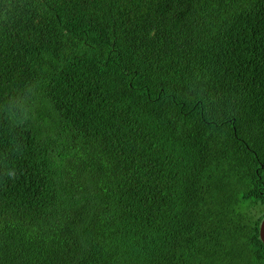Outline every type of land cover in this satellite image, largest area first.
I'll return each mask as SVG.
<instances>
[{"label":"trees","instance_id":"trees-1","mask_svg":"<svg viewBox=\"0 0 264 264\" xmlns=\"http://www.w3.org/2000/svg\"><path fill=\"white\" fill-rule=\"evenodd\" d=\"M264 0H0V264H264Z\"/></svg>","mask_w":264,"mask_h":264},{"label":"water","instance_id":"water-1","mask_svg":"<svg viewBox=\"0 0 264 264\" xmlns=\"http://www.w3.org/2000/svg\"><path fill=\"white\" fill-rule=\"evenodd\" d=\"M259 237L262 240L263 244H264V217L261 220V223L259 225Z\"/></svg>","mask_w":264,"mask_h":264}]
</instances>
